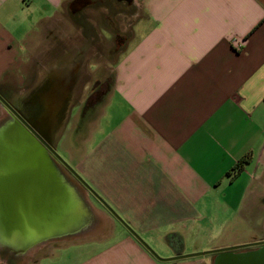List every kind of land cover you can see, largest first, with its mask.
<instances>
[{"label":"crops","instance_id":"0c3cea01","mask_svg":"<svg viewBox=\"0 0 264 264\" xmlns=\"http://www.w3.org/2000/svg\"><path fill=\"white\" fill-rule=\"evenodd\" d=\"M68 1L0 0V96L8 103L18 100L10 88L21 85L31 37ZM138 11L109 107L75 162L98 201L87 191L74 230L66 200L61 228L47 237L86 242L29 264H214L204 251L264 240V186H254L264 156V0H139ZM57 87L43 98L51 128L50 98L66 91L61 80ZM3 111L0 126L17 128L0 103ZM254 218L258 237H240Z\"/></svg>","mask_w":264,"mask_h":264},{"label":"rangeland","instance_id":"374dc122","mask_svg":"<svg viewBox=\"0 0 264 264\" xmlns=\"http://www.w3.org/2000/svg\"><path fill=\"white\" fill-rule=\"evenodd\" d=\"M138 2L139 0H70L65 3L56 16L43 22L31 37L26 47L21 85L10 88L15 96L18 94L16 107L24 114L32 115V108L36 112L42 111L40 102H37L38 97L42 95L40 100L43 102V96L48 91L57 90L60 80L62 81V87L65 86L66 91L63 94L60 93L61 88L57 91L60 93L58 99L63 98L56 104L57 126L51 130L50 140L54 150L56 145L57 157L75 174V162L81 158L80 153L84 148L92 143L89 140L97 130L102 112L109 107L106 102L110 101L113 69L131 39L130 26L139 15ZM56 79L58 80L55 81ZM4 118L3 111L0 125L5 122ZM13 131L16 130L10 122L0 126V186H5L2 199L6 204L11 202L15 206L8 216L14 218L22 214L18 205H23L26 220L52 219V231L54 228L59 229L66 217L64 206L66 200L70 199V193H74L79 204L82 203L84 207L89 200L88 190L50 152L47 153L52 158V163L55 164L56 161V169L47 164L44 154L41 160L46 163L41 167L34 165L23 144L14 141ZM37 186H40L39 190ZM43 186L44 190L40 191ZM254 186H264V156ZM93 197L98 201L95 193ZM86 209H89L86 216L96 223L100 217L98 213L88 205ZM250 223L252 224H248L247 230L240 232V237H258L257 230L261 228V220L254 218ZM98 224L100 228L104 226L102 222ZM28 229L27 225L24 230ZM89 234L95 235L96 232L93 229ZM24 235L29 236L30 233L26 232ZM87 239L91 240L89 237ZM59 241L62 240L46 238L26 248L21 256L0 249V264H29L37 259L43 260L42 263L48 262L51 260L50 254L59 257L66 248H78L86 242H82L81 238L61 243ZM257 242L260 241L231 243L203 253ZM70 250L66 249V252L69 253ZM250 251L256 250L237 253ZM223 254L224 252L210 253L204 255L203 259L212 258L216 261ZM156 256L159 257L157 254Z\"/></svg>","mask_w":264,"mask_h":264},{"label":"water","instance_id":"95a60500","mask_svg":"<svg viewBox=\"0 0 264 264\" xmlns=\"http://www.w3.org/2000/svg\"><path fill=\"white\" fill-rule=\"evenodd\" d=\"M58 94L55 93L52 95L50 99L52 104L54 101V104H59L63 98L58 99ZM58 99V101H56ZM0 103L8 110L10 113L14 116L16 120H20L19 122H22V119L20 116L17 115L15 109L5 101L0 96ZM49 103V100H48ZM48 105V104H47ZM48 109V108H47ZM59 110H61L59 108ZM48 112V111H47ZM46 123V122H45ZM46 133L48 137L50 138V134L53 131L54 128L45 126ZM16 131H13V138L14 141H19L23 144L24 148L26 149V153L28 156L31 157L32 162L34 165H39V167L43 166L46 162L42 161L41 158L42 154L44 152H50L57 160L60 161V159L57 157L54 148L52 147L51 140L50 139H38L37 141L34 140L32 137H29L23 135L22 132L17 131L18 129L15 128ZM52 130V131H51ZM45 146V149L43 146ZM65 168L90 192L94 195V193L90 190L88 186L82 180L71 170L69 169L62 161H60ZM5 186H0V246H10L12 245L14 250L16 251H23L26 248L32 246L35 243H38L39 241H42L43 239L49 237L50 235L55 234L59 231L61 228V225H59V229L54 228L52 231V219H40V220H26L24 218V211L25 207L19 206L18 209L21 211L22 214L17 215L14 218H10L8 216L9 212L15 209V206L11 204V202H3V192H4ZM40 186H37V189L39 190ZM44 186L40 191L44 190ZM18 189V186H17ZM70 213H71V219L73 221V229L76 230L79 226V223L81 221L82 213L80 211V204L77 200L74 193H70ZM28 225L30 229L24 230L25 227ZM30 233L29 236H25L24 233ZM17 233V234H16ZM13 243V244H12ZM258 245H264V241L257 242L251 245H245V246H239V247H232L212 252H206L207 254L210 253H222L223 255L217 258L214 264H264V247L262 249L256 250V251H250V252H244V253H232V251L245 249L252 246H258ZM201 254H195L190 256H183V257H177L174 259L179 258H188V257H194L199 256Z\"/></svg>","mask_w":264,"mask_h":264},{"label":"flooded vegetation","instance_id":"af4514ba","mask_svg":"<svg viewBox=\"0 0 264 264\" xmlns=\"http://www.w3.org/2000/svg\"><path fill=\"white\" fill-rule=\"evenodd\" d=\"M45 95H47V94H45ZM44 96H43V98H44ZM41 97H42V95H40L38 97L39 99L37 100V102L38 103L40 102L39 104L42 107V109H41L42 111L41 112H39V111L36 112L32 108V112H33V113L31 112L32 115L31 114H27L26 115V114L23 113V111L20 110L19 107L17 108L16 105L10 104L15 109L17 115L20 116V118L22 119V122H19L20 120L19 121L16 120L14 118V116L10 113V111L7 110L8 115H9L8 117L17 123V129H18L17 131L22 132V134L25 135V136L28 135L29 137H32L36 141L38 139H42V138L49 139V137H48V135L46 133V129H45V126H47V125L43 121V117L45 116L44 114L42 115V113H44V110H43L44 102H42L40 100ZM36 113H39V115L36 114ZM50 145H52V144H50ZM43 147L45 148V146H43ZM45 149H47V148H45ZM260 247L262 248V247H264V245H258V246L248 247V248H245V249L235 250V251H232V253L246 251V250H249V249H252V248L257 250Z\"/></svg>","mask_w":264,"mask_h":264},{"label":"trees","instance_id":"16d2710c","mask_svg":"<svg viewBox=\"0 0 264 264\" xmlns=\"http://www.w3.org/2000/svg\"><path fill=\"white\" fill-rule=\"evenodd\" d=\"M243 162H244V160H241V161H240V164L243 163ZM236 168H237V169H236ZM236 168H235V169H236L237 172H238V171H239V165H238ZM235 169H234V170H235Z\"/></svg>","mask_w":264,"mask_h":264}]
</instances>
